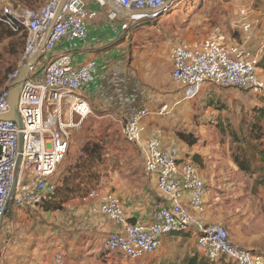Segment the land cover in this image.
Segmentation results:
<instances>
[{"label": "built area", "instance_id": "1", "mask_svg": "<svg viewBox=\"0 0 264 264\" xmlns=\"http://www.w3.org/2000/svg\"><path fill=\"white\" fill-rule=\"evenodd\" d=\"M119 7L131 13L121 28L126 31L146 19H158L159 12H169L180 0H115ZM249 7L239 13L237 22L245 34L237 41L229 34L215 30L199 45L176 44L170 51L171 78L183 91L185 101L195 100L203 86L212 83L223 88L261 91L264 87L258 74L260 62L248 45L253 38L252 7L256 0H247ZM49 0L41 9L14 6L0 0V22L13 32L26 33L21 64L9 75L0 92V115L9 112V86L26 62L37 55L29 67L21 89L18 113L23 126L0 120V221L8 212V199L13 205L37 209L56 194L55 175L68 156L72 134L81 131L93 114L82 90L93 81L95 62L81 65L73 62L69 51L55 54L65 40L87 39V24L98 16L90 5L107 6L105 0ZM150 11L146 17L140 14ZM112 21L120 15L112 10ZM47 39L45 40L46 34ZM167 107H163L164 112ZM146 109L121 121L123 139L138 145L144 155L145 169L158 179V188L170 200L161 210L162 223H130L118 198L112 194L102 198L99 210L110 221L123 228L110 233L102 243L106 254H117L125 262H135L156 254L166 237L194 231L197 247L210 264L228 260L233 264H264V252H254L234 244L220 225H206L182 203L189 195L191 209L202 212L206 205V184L199 167L180 162L165 152L157 139L144 142ZM111 118L109 113L101 119ZM22 137V140H21ZM81 155H83L81 153ZM101 198L100 191L91 189L85 200ZM51 264H71L64 252L55 253Z\"/></svg>", "mask_w": 264, "mask_h": 264}, {"label": "crops", "instance_id": "2", "mask_svg": "<svg viewBox=\"0 0 264 264\" xmlns=\"http://www.w3.org/2000/svg\"><path fill=\"white\" fill-rule=\"evenodd\" d=\"M202 2L195 0L194 9H198L192 14L171 9L156 20L146 19L131 25L126 31L121 28L122 23L128 20L125 13L116 11L110 4L105 7L90 5L91 9L98 12V16L87 24V39L65 40L55 49V54L69 51L76 65L88 61L96 64L94 81L82 90L93 114L86 120L81 131L73 132L70 150L64 162L68 166L76 164L89 142L105 143L109 159L107 165L104 164L106 170L100 174L99 185L92 188L100 191L101 198L85 200V195H75L65 202L62 210L53 212L57 215L54 229L57 230L59 241L55 250L60 247L58 251L64 252L71 264H142L144 258L125 262L117 254L102 251L104 239L123 228L100 212L102 198L106 195L112 194L119 199L130 223H162L161 210L171 205L168 196L158 188L157 177L146 172L141 148L123 141L122 136L119 139L115 134L117 126L121 130L118 120L127 121L142 109L149 113L143 121L144 142L157 139L171 157L180 162L195 163L206 182L204 210L198 212L191 209L188 194L182 199L183 205L206 225L224 226L212 214L221 200L218 196L219 190L223 188L224 182H221L228 179L226 168L238 172L236 164L231 159H192V156L197 155L202 158L201 153L196 151L195 144L190 146L178 135L197 134L199 123L195 122L194 116L198 111L193 101L183 99L181 87L175 85L171 78L173 66L170 51L176 44L199 45L215 30L228 35L223 27L212 28L214 10L206 13L207 4ZM21 5L26 6L24 3ZM112 10L120 15L118 20H110ZM257 14L251 15L255 27L264 20L261 15L257 17ZM18 64L20 66L21 61ZM163 107L167 109L161 112ZM107 113L111 118L101 119ZM250 190L264 195L262 187H252ZM248 220L243 224H248ZM262 228V231L243 229L239 239L232 236L231 241L241 248L263 252L264 225ZM160 250L164 252L161 264L202 254L197 247L194 231L166 237ZM52 259L45 264H51ZM24 262L36 264L26 257H0V264Z\"/></svg>", "mask_w": 264, "mask_h": 264}, {"label": "rangeland", "instance_id": "3", "mask_svg": "<svg viewBox=\"0 0 264 264\" xmlns=\"http://www.w3.org/2000/svg\"><path fill=\"white\" fill-rule=\"evenodd\" d=\"M204 1L208 7L206 13L214 10L212 28L223 27L232 38L240 41L241 36L245 33L237 24L240 19L237 15L250 6L248 1L203 0V4H205ZM48 2L49 0H9L10 4L19 5L24 3L29 8L38 7L37 10L44 7ZM40 4L44 5L39 7ZM176 5L172 10L182 11L185 14H192L198 9H194L195 0H180ZM252 9V16L259 13L257 17L261 15L264 18V2H256ZM260 23V25L257 24L259 25L258 27L256 25L257 29L254 25L253 38L248 47L262 62L264 60V48H262L264 47V20H261ZM259 30L260 32L258 33ZM22 40L23 36L21 37L20 35L10 38L9 32L1 27L0 92L9 75L18 70V63L22 59L24 50V47L21 45ZM258 74L264 87V70L260 67H258ZM193 104L198 111L194 116V120L195 122L198 121L199 124L197 126V134L189 135L195 141L196 151L202 155L200 159H233L235 148L238 144L234 140L236 137H233L231 133L235 131L237 137L243 138L242 131L249 129L254 110L264 107V88L261 91L254 92L237 88H223L209 83L203 86L199 96L193 100ZM218 123L226 125V130L222 131ZM116 129L118 130H115V134L120 139L122 136L121 130L118 126ZM123 141L125 140L123 139ZM108 160L107 158L105 159V165H107ZM104 164H101L99 167L100 174H103L106 170ZM67 166V163L63 162L57 170L55 180L59 185H61V181L64 178ZM236 170L238 172L233 168H226L228 179L221 182V184L224 182L223 188L219 190L220 193L218 195L221 200L218 202L217 209H214L212 215L219 223H223L224 226H220L228 232L230 239H232V236H236L237 240V238L239 239V235L241 236L244 232L243 229L255 228L256 231H262L264 225V195H261L259 191L258 193L252 192L250 189L253 185V179L240 174L238 167ZM238 190H242L243 192ZM62 198L63 193L58 192L56 202L61 201ZM53 212L55 211H46L41 208L33 210L21 208L10 203L1 226L0 257H26L29 260L35 261L36 264L48 263L50 258L52 259L60 249L58 247L55 250V245L59 241L56 235L57 230L54 229V221L57 220V215H54ZM253 212L254 214L252 215ZM247 220L249 223L243 224ZM262 244L264 247V243ZM163 253L160 250L152 256L145 257L146 259L144 258L141 262L142 264H161V259L164 257ZM8 254H11V256ZM199 257L202 258L203 264H209V262L203 259V256L200 255ZM24 264L29 263L24 262ZM225 264L233 263L226 260Z\"/></svg>", "mask_w": 264, "mask_h": 264}, {"label": "trees", "instance_id": "4", "mask_svg": "<svg viewBox=\"0 0 264 264\" xmlns=\"http://www.w3.org/2000/svg\"><path fill=\"white\" fill-rule=\"evenodd\" d=\"M256 2L263 3L264 0H256ZM14 6L24 5L19 4ZM1 27L9 32L10 38L18 35L23 36L21 45L25 47L26 33L24 31L13 32L0 22V29ZM258 67L264 70V60L259 62ZM251 119L249 129L242 131L243 138L237 137L235 131L231 133L233 137H236L234 140L238 144L231 160L236 164L240 173L253 179L252 187L257 189L259 187L264 188V107L255 109ZM223 125L222 123H218L222 131L226 130V125ZM178 136L190 146L195 144L190 135L180 133ZM82 154L76 164L67 167L64 178L61 181L62 186L58 183L56 184V194L53 199L41 204L38 207L39 209H45L46 211L62 210L65 202L71 197L75 195L84 196L92 189L91 187L94 188L99 185L101 173L99 167L101 164H104L108 154L106 144L102 142H89L83 148ZM193 159L197 161L200 157L194 156ZM58 192L63 193V198L61 201L56 202ZM199 256V254H194L183 260L176 259L164 264H203V260ZM201 256L203 255L201 254ZM203 259L208 262L204 256ZM221 264H225V262Z\"/></svg>", "mask_w": 264, "mask_h": 264}, {"label": "water", "instance_id": "5", "mask_svg": "<svg viewBox=\"0 0 264 264\" xmlns=\"http://www.w3.org/2000/svg\"><path fill=\"white\" fill-rule=\"evenodd\" d=\"M66 1L67 0H62L61 5H60V9H59V11H58V13L56 15V18L53 21L51 27L54 25L57 17L60 14V11H61L62 7L66 3ZM105 1H106L107 4H110L111 6L115 7L116 11L118 10L120 12H123L127 16H129L131 14V13H127V11H125L121 7H119V5L117 4V2L115 0H105ZM150 13H152V12H150V11H142L140 14H143L146 17ZM164 13H166V11H164V9H163V10H161L159 12V15H162ZM47 36H48V33L46 34L45 40L47 39ZM37 59H38L37 55H35L32 58H30L26 62V64L21 68L18 77L11 82V84L9 86V98H8L9 112L4 114V115H0V120L13 121L20 128H22V126H23L22 119H21V117H20V115L18 113L19 97H20V93H21V89H22V86L24 84V81L26 80V77L28 75L29 67L34 65L36 63ZM21 140H22V137H21ZM10 201H11V198L8 199V203H7L6 209L9 208L10 203H11ZM2 222H3V220L1 219L0 226H1Z\"/></svg>", "mask_w": 264, "mask_h": 264}]
</instances>
